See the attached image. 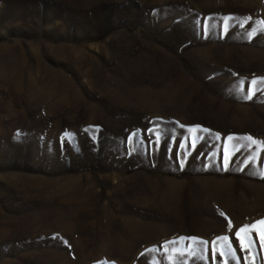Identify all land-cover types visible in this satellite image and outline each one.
Listing matches in <instances>:
<instances>
[{
	"label": "rangeland",
	"instance_id": "rangeland-1",
	"mask_svg": "<svg viewBox=\"0 0 264 264\" xmlns=\"http://www.w3.org/2000/svg\"><path fill=\"white\" fill-rule=\"evenodd\" d=\"M262 21L0 0V264H264L235 235L264 219Z\"/></svg>",
	"mask_w": 264,
	"mask_h": 264
},
{
	"label": "snow or ice",
	"instance_id": "snow-or-ice-1",
	"mask_svg": "<svg viewBox=\"0 0 264 264\" xmlns=\"http://www.w3.org/2000/svg\"><path fill=\"white\" fill-rule=\"evenodd\" d=\"M262 23H264V21H262ZM232 138L229 137V140H231ZM249 139H251L249 137ZM228 163V156L227 153L225 154V158H224V165L226 166ZM253 230H256L258 238L261 242L262 245H264V219L257 221L255 223H253L252 225H244L242 226L236 233V237L239 239V243L241 248H249L252 246V244L254 243V240L251 236V233ZM193 240L197 239L195 237L191 238ZM220 240H226L229 239L228 237H220L218 238Z\"/></svg>",
	"mask_w": 264,
	"mask_h": 264
}]
</instances>
